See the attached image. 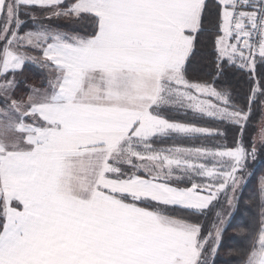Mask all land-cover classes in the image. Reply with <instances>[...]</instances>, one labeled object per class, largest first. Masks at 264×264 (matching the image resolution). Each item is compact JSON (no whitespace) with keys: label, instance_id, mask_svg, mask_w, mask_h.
Returning <instances> with one entry per match:
<instances>
[{"label":"snow or ice","instance_id":"obj_1","mask_svg":"<svg viewBox=\"0 0 264 264\" xmlns=\"http://www.w3.org/2000/svg\"><path fill=\"white\" fill-rule=\"evenodd\" d=\"M262 167L264 0H0V264H264Z\"/></svg>","mask_w":264,"mask_h":264},{"label":"trees","instance_id":"obj_2","mask_svg":"<svg viewBox=\"0 0 264 264\" xmlns=\"http://www.w3.org/2000/svg\"><path fill=\"white\" fill-rule=\"evenodd\" d=\"M201 53H206L208 49H201ZM211 59V57H208L206 55L198 54L196 57L193 58L192 63L189 68V77L190 78H196L201 77L204 72H207L210 70V64L208 61ZM25 77H27V84H38L40 81V72L35 69L32 66H29L28 69H26L24 73V77H21L23 80ZM246 77H242L239 72H237L234 76L230 77L227 83L225 84L224 81H221L220 87L230 86L232 89H234V92L237 94H240L243 96V93L247 91V84H246ZM20 90L24 91L26 90V84L20 85ZM228 141H231V135H229ZM252 162H250L251 164ZM261 173H264V167L260 169V171L257 173V176H259ZM255 188V184L249 185L248 188H246L243 192V199L246 201L248 200L249 196L251 195V192ZM244 215L243 209H241L237 215L236 220H240L241 217ZM235 233L233 229H229L228 233L225 236V244L226 245H234V241L232 239H229L230 237H234ZM227 257L224 255V252H221L220 258L217 260V264H222V262Z\"/></svg>","mask_w":264,"mask_h":264}]
</instances>
